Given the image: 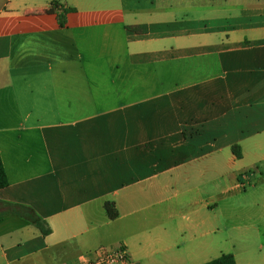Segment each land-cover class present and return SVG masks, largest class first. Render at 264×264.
I'll return each mask as SVG.
<instances>
[{
  "label": "crops",
  "instance_id": "0c3cea01",
  "mask_svg": "<svg viewBox=\"0 0 264 264\" xmlns=\"http://www.w3.org/2000/svg\"><path fill=\"white\" fill-rule=\"evenodd\" d=\"M0 153V264H253L222 234L264 180V0H0Z\"/></svg>",
  "mask_w": 264,
  "mask_h": 264
},
{
  "label": "rangeland",
  "instance_id": "374dc122",
  "mask_svg": "<svg viewBox=\"0 0 264 264\" xmlns=\"http://www.w3.org/2000/svg\"><path fill=\"white\" fill-rule=\"evenodd\" d=\"M250 182L245 184L246 193L239 194L245 202L240 206L232 202L229 208L230 229L222 235L231 238L239 258L249 259L253 264H264V180L253 178ZM254 199L255 203L252 202Z\"/></svg>",
  "mask_w": 264,
  "mask_h": 264
},
{
  "label": "trees",
  "instance_id": "16d2710c",
  "mask_svg": "<svg viewBox=\"0 0 264 264\" xmlns=\"http://www.w3.org/2000/svg\"><path fill=\"white\" fill-rule=\"evenodd\" d=\"M73 7H63L62 10L58 14V19L60 24L63 26L66 22V14L70 10H73ZM128 29L135 32H144L146 30L144 25H129ZM232 149L237 157H241V148L239 144H234ZM9 183L8 175L2 160V156L0 153V189L6 187ZM10 209L18 214H23L30 220L34 221L42 230L43 234H48L50 232V228L45 221L39 220L36 215L27 207L21 204H9ZM105 209L110 218H116L119 214L118 209L114 202L106 201ZM201 264H237L235 256L232 253H223L212 260Z\"/></svg>",
  "mask_w": 264,
  "mask_h": 264
},
{
  "label": "built area",
  "instance_id": "2783aa9c",
  "mask_svg": "<svg viewBox=\"0 0 264 264\" xmlns=\"http://www.w3.org/2000/svg\"><path fill=\"white\" fill-rule=\"evenodd\" d=\"M127 258V250L122 245L116 249L100 247L94 251L92 256L86 257L78 264H114L119 261H126Z\"/></svg>",
  "mask_w": 264,
  "mask_h": 264
}]
</instances>
